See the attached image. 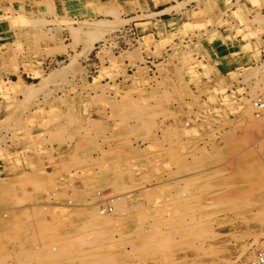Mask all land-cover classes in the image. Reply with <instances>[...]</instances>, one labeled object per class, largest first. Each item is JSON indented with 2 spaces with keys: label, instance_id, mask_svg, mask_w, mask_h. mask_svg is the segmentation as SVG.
Masks as SVG:
<instances>
[{
  "label": "rangeland",
  "instance_id": "rangeland-1",
  "mask_svg": "<svg viewBox=\"0 0 264 264\" xmlns=\"http://www.w3.org/2000/svg\"><path fill=\"white\" fill-rule=\"evenodd\" d=\"M260 103L264 0H0V264L249 262Z\"/></svg>",
  "mask_w": 264,
  "mask_h": 264
},
{
  "label": "bare ground",
  "instance_id": "bare-ground-1",
  "mask_svg": "<svg viewBox=\"0 0 264 264\" xmlns=\"http://www.w3.org/2000/svg\"><path fill=\"white\" fill-rule=\"evenodd\" d=\"M99 21H101V20H99ZM262 105H264V104H262ZM137 192V191H136ZM113 196V195H112ZM112 196H108V197H105L106 199H110L111 201H113V202H115L116 201V199L115 198H112ZM119 197V196H118ZM104 198V199H105ZM103 202V201H102ZM106 203H108L107 201H106ZM92 205V204H91ZM93 206V205H92ZM118 209V208H117ZM117 211H119V210H117ZM115 212V211H114ZM118 213V212H117ZM96 214H98V215H105V214H107V208H100V210H99V212H96ZM119 214V213H118ZM105 217V216H104ZM103 217V218H104ZM102 218V217H101ZM102 218V219H103ZM104 219H106V218H104ZM103 219V220H104ZM109 219V218H108ZM108 219H107V221H108ZM104 222V221H103ZM105 222H106V220H105ZM108 222H110V221H108ZM262 229H264V223L262 224ZM262 247V246H261ZM261 250H262V248H261ZM261 250H259V251H261ZM263 251H264V249H263ZM243 252H245V251H243ZM245 255L248 257L249 255H251V254H249V253H245ZM256 256V255H255ZM253 259V258H252ZM251 261V260H250Z\"/></svg>",
  "mask_w": 264,
  "mask_h": 264
},
{
  "label": "built area",
  "instance_id": "built-area-1",
  "mask_svg": "<svg viewBox=\"0 0 264 264\" xmlns=\"http://www.w3.org/2000/svg\"><path fill=\"white\" fill-rule=\"evenodd\" d=\"M262 104L263 103H260V106ZM256 105H259V104L256 103ZM261 107H263V106H261ZM245 264H264V251L258 252L256 254V256L251 261H249Z\"/></svg>",
  "mask_w": 264,
  "mask_h": 264
}]
</instances>
